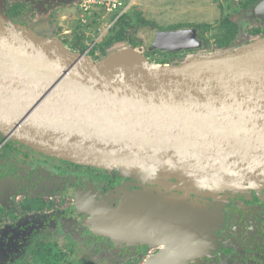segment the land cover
I'll list each match as a JSON object with an SVG mask.
<instances>
[{
	"label": "water",
	"instance_id": "95a60500",
	"mask_svg": "<svg viewBox=\"0 0 264 264\" xmlns=\"http://www.w3.org/2000/svg\"><path fill=\"white\" fill-rule=\"evenodd\" d=\"M254 14L264 23V0ZM203 45L196 28L158 31L149 51L190 52L182 62L158 65L133 47L95 62L0 11V133L44 155L134 178L262 188L264 37L231 52L196 55ZM195 211L187 202L171 211L99 203L90 215L118 243L169 245L146 264H190L196 259L185 246L195 243L189 234Z\"/></svg>",
	"mask_w": 264,
	"mask_h": 264
},
{
	"label": "flooded vegetation",
	"instance_id": "af4514ba",
	"mask_svg": "<svg viewBox=\"0 0 264 264\" xmlns=\"http://www.w3.org/2000/svg\"><path fill=\"white\" fill-rule=\"evenodd\" d=\"M47 166L52 167L58 176H64L65 180L57 181L51 174L48 175ZM83 179L91 186L82 183ZM63 188L68 190L60 197ZM211 188L157 174L134 178L117 170L77 165L44 155L0 135V225L5 218L16 222L15 226L22 221V229L17 227L11 231L9 228L7 232L23 247L22 251L28 257L36 251L64 253L60 243L67 238H72L65 247L67 252L89 246L105 247L130 255L153 247L159 253L169 245L152 246L142 240L118 243L105 224L101 237L87 239L89 235L85 226L92 220L96 221L90 215V209L99 203L104 208L116 210L142 202L153 207L167 206V210L171 211L176 205L187 202L196 209L195 214L189 212L195 225L194 229L189 228V234L195 243L193 247L185 246L196 259L189 260L190 264H214V261H218L216 264H258L248 239L242 241L237 238L241 245H248L247 249L241 248L237 242L227 244L226 238L232 239L231 234L224 238L220 236L233 230L235 222L245 227L246 219L254 218V205L259 197L255 196L254 191L247 193L246 189ZM68 199L72 201L71 205L62 209V201L67 203ZM53 202L61 208L52 210L53 213L50 211L51 215L47 217L48 208L54 205ZM5 206L8 212H5ZM259 213L263 215L264 208H260ZM17 250L22 252L21 249Z\"/></svg>",
	"mask_w": 264,
	"mask_h": 264
},
{
	"label": "rangeland",
	"instance_id": "374dc122",
	"mask_svg": "<svg viewBox=\"0 0 264 264\" xmlns=\"http://www.w3.org/2000/svg\"><path fill=\"white\" fill-rule=\"evenodd\" d=\"M81 1L7 0L0 6V11L6 21L39 36L57 37L68 41L69 46L73 44L75 39L81 53L87 52V55L93 61H95L94 57H103L105 52L110 54L120 48L129 47V45L122 43V40H117L119 35H123L124 26L114 25L122 13L127 11H129L128 15L133 19L135 25H137L138 18L148 23L147 25H137L135 32L133 33L132 31L133 35L142 42V47L139 48L144 50H148L152 45L155 34L158 31H172L174 28H195L201 24H212L214 28L203 37L209 43L206 44L205 48L196 50L194 53L196 55H206L211 52H231L236 48L223 44L227 30L221 27V21L227 14H232L234 10L241 9L242 4L250 5L251 10L246 11L244 15H241L242 17L233 15V19L239 21L242 28L238 43L248 44L264 37V23L258 22L252 16V9L261 0L257 4H255L256 0H133L119 14H110L103 10L86 13L80 9ZM228 4L232 9L227 8ZM256 29L258 32H256ZM92 53H94V56L91 55ZM47 169V174H51L57 181L65 180L64 176L55 174L52 167L47 166ZM83 182L85 185L91 186L85 179L82 180ZM66 190L68 188L61 190L62 195L60 197L64 196L63 194H65ZM246 190L247 193L254 191L255 196L259 197L254 205L256 207L252 214L254 218H249V221L246 219L245 227L235 222L233 230L221 234L220 237L224 238L226 235L231 234L232 237H230L232 239L226 238V243L230 245L235 242L240 244L241 241H238L237 238L243 239L242 241H247L248 239V242H251L255 257H257L258 264H264V214L260 215L259 213L260 208H264V187L252 190L246 188ZM63 201L62 209L69 207L72 202L69 199L67 203H65V200ZM59 202L58 204L60 205L61 203ZM53 204V206H50L51 208H48L47 217H50L51 212H54L52 210L61 208V206L57 207L55 202ZM7 209L5 206V212H8ZM79 213L77 212L76 214ZM18 223L15 226L16 222H11L6 218L1 222L0 264H32L30 263L32 257H27L22 251L23 247H20L17 241L11 239L12 236L9 237L8 235L7 230L9 228H11V231L17 227L22 229V221ZM248 223H250V227H247ZM103 225L98 224L94 220L90 221L85 226L87 228L86 234L89 235L86 238L101 237L103 235L102 232L105 231ZM107 229L109 228L107 227ZM58 233L57 235H59ZM75 234L77 233L75 232ZM60 236L63 235L60 233ZM4 238L6 240L2 241ZM59 240L60 242L62 241V239ZM70 241H72V238L64 239L62 241L64 246L60 243V248L62 247L64 253H68V261H72V264H146L149 258L157 254V250L153 247L145 251L140 250L136 255L120 254L117 251L105 249V247L94 248L89 246H85L83 250L75 248L76 250L73 249V251L69 250L67 252L65 247ZM240 246H242L241 248H249L247 247L248 245H244V247L240 244ZM17 248L21 249L22 252H18ZM58 253L61 254L60 252ZM217 262L214 261V264Z\"/></svg>",
	"mask_w": 264,
	"mask_h": 264
},
{
	"label": "trees",
	"instance_id": "16d2710c",
	"mask_svg": "<svg viewBox=\"0 0 264 264\" xmlns=\"http://www.w3.org/2000/svg\"><path fill=\"white\" fill-rule=\"evenodd\" d=\"M259 0H256L255 4H257ZM227 8L232 9V7L228 4ZM248 10H251L250 5L242 4L241 9L234 10L232 14H227L221 21V27L225 28L227 30V33L225 34V40L223 41V44L229 47L238 48L240 46L245 45L246 43H238L240 40V34L242 31L241 25L239 21H236L233 19V15L242 17L241 15H244L245 12ZM120 12H117L116 14H119ZM129 11L125 12L120 16V18L114 23V25H123V35H119L117 37V40H122V43H125L129 47L133 48H139L142 47V42L136 38L133 33L135 32L137 25H147L148 23L144 21L141 18H138L137 25L133 23V19L128 15ZM252 16L255 18L254 9H252ZM243 20V19H242ZM199 31V38L203 41L204 45L203 48L206 47V44L209 42L205 40L203 37L207 33H209L214 26L212 24H201L195 27ZM178 30L179 28H174L173 30ZM133 31V33H132ZM240 31V33H238ZM256 32L258 30L256 29ZM239 34V35H238ZM264 35V33H263ZM65 46L69 47L71 50L75 52H81V50L78 48V45L74 39L73 44H70L66 40H62ZM111 44V43H110ZM190 52H179V53H168V52H160V51H153L150 52L149 48L146 50V56L150 59L151 62L160 64V65H174L177 63H180L184 60L186 55ZM109 53H104L103 57L107 56ZM91 55L94 56V53ZM103 57H94L95 62L100 61ZM0 135L3 137V135L0 133ZM14 143L22 144L18 141L14 140ZM28 257V256H27ZM26 257V258H27ZM31 260L30 263L33 264H72V261H68V253H61L58 252H49L47 251H36L34 253H31ZM68 261V263H67ZM28 264V263H24Z\"/></svg>",
	"mask_w": 264,
	"mask_h": 264
},
{
	"label": "built area",
	"instance_id": "2783aa9c",
	"mask_svg": "<svg viewBox=\"0 0 264 264\" xmlns=\"http://www.w3.org/2000/svg\"><path fill=\"white\" fill-rule=\"evenodd\" d=\"M132 1L133 0H82L80 3V9L86 13H93V12H98V11L100 12L102 10L110 14L117 13V12L122 13L124 9L127 7V5L129 4V2H132ZM138 49L143 54L146 55V50L142 48H138ZM211 53H214V52H211ZM215 54L217 53L215 52Z\"/></svg>",
	"mask_w": 264,
	"mask_h": 264
}]
</instances>
